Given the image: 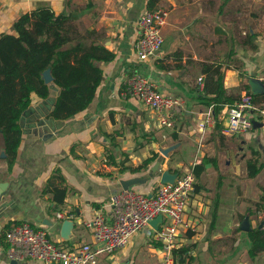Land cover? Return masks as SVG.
Returning <instances> with one entry per match:
<instances>
[{"label":"crops","instance_id":"1","mask_svg":"<svg viewBox=\"0 0 264 264\" xmlns=\"http://www.w3.org/2000/svg\"><path fill=\"white\" fill-rule=\"evenodd\" d=\"M89 1L93 5L87 8ZM41 6L72 11L92 39L116 57L101 62L104 76L94 100L70 118L50 115L59 92L55 85L47 98L33 94L21 117L17 159L10 170L4 157L0 160V264H49L10 259L8 224L28 220L67 245L92 241L83 220L99 211L108 213L111 195L124 186L151 192L160 177L152 166L173 153L179 165L188 161L192 172L205 157L216 161L207 162L195 177L186 214L193 227L180 236V245L193 244L194 258L181 264H264L263 249L255 257L249 253V232L261 228L264 211V126L255 120L244 133L226 134V106L215 115L213 126L196 127L210 107L199 96H212L214 89L215 78L203 70L204 63L222 62L225 87L237 98L248 89L253 93L251 78L264 84V0H0V35L13 32L17 18ZM158 8L168 11L162 48L154 58L140 60L135 48L139 17ZM135 69L163 93L184 101L173 127H160L153 110L127 92V79ZM256 95L257 103L264 102V91ZM217 120L222 126L215 131ZM154 154L158 157L151 171H121L123 165H138ZM56 170L61 173L54 174ZM61 174L68 193L58 207L49 188L62 182ZM60 209L74 213L75 225L66 239L61 235L63 219L55 215ZM145 229L135 245L147 242L160 264L159 245L146 241L150 231ZM125 247L101 255L97 264H117L126 255Z\"/></svg>","mask_w":264,"mask_h":264},{"label":"trees","instance_id":"2","mask_svg":"<svg viewBox=\"0 0 264 264\" xmlns=\"http://www.w3.org/2000/svg\"><path fill=\"white\" fill-rule=\"evenodd\" d=\"M92 5L89 1L86 7ZM13 27V32L0 35V160L4 157L9 170L18 157L23 138L21 117L30 107L33 94L47 98L52 86H57L59 92L50 115L55 119L70 118L85 110L94 100L104 76L101 62L112 61L116 57V53L105 44L92 39V33L88 28L81 27L72 11L56 12L49 6L36 7L17 18ZM222 66V62L204 63L203 70L215 78L214 89L212 96H199L204 104L211 106L216 116L224 107L233 105L239 99L225 87ZM47 69L53 76L51 82H46L43 76ZM253 97L256 99L257 95L253 94ZM221 126L217 120L214 130ZM2 152L5 156L1 155ZM109 156L115 163L112 152ZM157 157L158 154H154L138 165H123L121 171L148 169ZM209 161L216 162L205 157L195 165V177L200 175ZM56 172L61 173L56 170L54 174ZM61 178L60 184L49 188L58 207L64 204L68 193L62 174ZM51 182L49 179L46 187ZM10 226L8 224L7 227ZM249 236L252 241L249 253L255 257L264 249L261 228L251 230ZM153 242L159 246L162 244L160 241ZM192 249L193 244L190 243L175 247L173 253L176 261L191 262L194 258Z\"/></svg>","mask_w":264,"mask_h":264},{"label":"built area","instance_id":"3","mask_svg":"<svg viewBox=\"0 0 264 264\" xmlns=\"http://www.w3.org/2000/svg\"><path fill=\"white\" fill-rule=\"evenodd\" d=\"M168 11L163 8L147 10L138 20L140 33L135 48L140 60L154 58L161 50L164 37L162 28ZM127 92L153 110L160 127H173L177 116L184 111L181 98L163 93L156 82L139 70L131 72L127 79ZM223 132L244 133L250 130L255 120L264 126V102L257 103L253 93L244 92L227 108ZM215 115L211 106L204 112L199 125L202 129L213 126ZM195 175L192 171L179 173L174 182L158 181L149 193L133 188H123L111 195L109 212H97L83 220L91 231L92 241L83 240L67 245L53 238L47 229L36 226L28 220L12 224L6 229L8 242L6 253L12 260L38 259L54 264H97L101 255H111L124 248L132 236L149 228V239L160 241V264H181L176 261L173 249L179 246L182 232L193 227L186 219L187 205L195 190ZM162 214L163 221L158 229L150 220ZM56 218L73 219L70 210H57ZM264 238V211L261 214ZM264 251V249H263Z\"/></svg>","mask_w":264,"mask_h":264},{"label":"rangeland","instance_id":"4","mask_svg":"<svg viewBox=\"0 0 264 264\" xmlns=\"http://www.w3.org/2000/svg\"><path fill=\"white\" fill-rule=\"evenodd\" d=\"M196 127L200 128L199 125V121H197ZM213 133L211 132V135ZM213 137V135H212ZM177 153L176 154H171L169 156H165L166 161H162V164L159 165V167L157 168V172L158 171H163V170H170L173 172L178 171L179 173H184L186 171H190V167L191 165L188 163V161L186 162V164L183 165H179V162H177ZM153 165V164H152ZM149 167V171H151V166ZM147 176V175H145ZM159 180V177L156 178L155 180V184L157 183V181ZM154 184V186H155ZM147 230V232H149V229H145ZM143 235L142 233L138 232L137 235H135V237L132 239L131 243H128L127 246L125 247V257H123L121 260H116L115 262L117 264H159L158 261V257L155 256L149 247V244L146 242V244L143 245H135V243L138 244L139 242V238H141ZM148 237V236H147ZM145 237V239L147 238ZM150 241L149 238H147L146 241ZM148 241V242H149ZM152 243V242H151ZM130 244H134V245H130ZM156 254V253H155ZM132 261V262H131ZM107 261H105L104 263L106 264Z\"/></svg>","mask_w":264,"mask_h":264},{"label":"water","instance_id":"5","mask_svg":"<svg viewBox=\"0 0 264 264\" xmlns=\"http://www.w3.org/2000/svg\"><path fill=\"white\" fill-rule=\"evenodd\" d=\"M44 79L46 82H51L53 80V76L50 72V69H47L44 71L43 73ZM251 85H252V90L253 93L257 94L259 92H263V88H264V84L262 83V81L260 80V78H251L250 79ZM57 87V86H56ZM58 88V87H57ZM54 106V105H53ZM2 156H5V153L2 152L1 153ZM161 163V158H159L155 164L152 166V170L156 171L157 168L159 167ZM159 174V181L160 182H174L176 181V179L178 178L179 172H173L170 170H163L158 171L157 172ZM123 188H131L129 186H124ZM163 221V216L162 214H159L158 216H156L155 218L150 220V225L154 228V229H158L159 227V223ZM75 225V220L74 219H64L63 223H62V228H61V235L63 237V239H66L69 237V231L71 228H73ZM262 226V223L260 224V227ZM150 226H147L146 229H149ZM49 264H54L52 262H48Z\"/></svg>","mask_w":264,"mask_h":264},{"label":"bare ground","instance_id":"6","mask_svg":"<svg viewBox=\"0 0 264 264\" xmlns=\"http://www.w3.org/2000/svg\"><path fill=\"white\" fill-rule=\"evenodd\" d=\"M227 134V133H226Z\"/></svg>","mask_w":264,"mask_h":264}]
</instances>
